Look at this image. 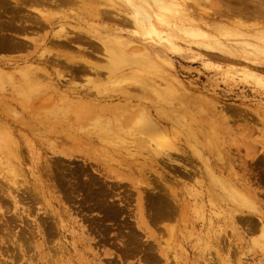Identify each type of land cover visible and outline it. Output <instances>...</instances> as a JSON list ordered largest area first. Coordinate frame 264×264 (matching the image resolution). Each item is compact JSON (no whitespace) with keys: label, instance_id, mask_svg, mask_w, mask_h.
I'll use <instances>...</instances> for the list:
<instances>
[{"label":"rangeland","instance_id":"obj_1","mask_svg":"<svg viewBox=\"0 0 264 264\" xmlns=\"http://www.w3.org/2000/svg\"><path fill=\"white\" fill-rule=\"evenodd\" d=\"M113 1L120 9L93 1L109 13L94 18L81 2L44 7L21 0L15 7L0 0V264H264V8L186 1L194 6L185 12L203 31L224 33L222 45H235L231 52L154 22L162 33L175 32L181 49L157 42ZM36 7L54 14L52 26L38 28ZM242 42L262 51L242 50ZM104 45L148 62L110 74ZM77 58L95 64L97 75L74 65L83 64ZM133 75L160 92L149 84L143 90ZM83 106L97 110L87 119ZM142 107H150L160 135H172L179 153L139 147L135 120V131L122 133L133 122L128 112ZM111 112H121V126L110 122L105 131L100 123ZM81 141H90L88 148ZM193 145L208 164L193 156ZM107 149L111 168L103 160ZM231 185L256 210L240 204Z\"/></svg>","mask_w":264,"mask_h":264},{"label":"bare ground","instance_id":"obj_2","mask_svg":"<svg viewBox=\"0 0 264 264\" xmlns=\"http://www.w3.org/2000/svg\"><path fill=\"white\" fill-rule=\"evenodd\" d=\"M14 2H15V7H21L20 5H21V0H13ZM39 1V4H40V6H44V5H42V4H44V3H49V4H54V5H58V4H62V3H77V2H81V5H82V7L84 8L83 9V11H82V7H79L81 10L80 11H82L84 14H86L87 12L89 13H87V15H89V16H93L94 18L95 17H99V16H102V15H106V16H108V11H107V13L105 14L104 13V9H103V12H102V10L99 8V5L98 4H95V3H93V1L95 2L96 0H32V2L33 3H35V4H38L37 2ZM100 1H104V0H100ZM118 1H120V3H122V5H123V7H126V8H129L130 9V12H128L127 13V17L129 18L130 17V19L131 20H128V18H127V20L128 21H131V23L134 25V27H135V29H137V30H142V35L143 34H149L150 36H152L153 38H155L156 40H157V42H162L163 40H166L167 41V43L168 44H170L172 47H178V45H176V43H175V41H174V39L175 40H177L175 37H174V34H175V32L172 34V35H170L171 33H166V32H164V33H162V32H160V30H158V28H157V26L159 27V28H161L162 26L165 28V29H169V27H172V28H174L175 30H177L178 31V33H181V34H183V35H185L186 37H190V38H197V37H202L204 40H201V41H196V43L197 44H200L201 46H203V47H205V48H207V49H213V46H212V44H219V45H221V46H224L225 47V49L228 51H231L232 52V50L234 49V47H235V45H228V46H225V45H222V39H223V37H224V33H220V35L219 36H217L218 38H216L215 37V35L214 34H210V33H208V32H205V31H203V29L201 28V25H199L198 24V21L197 20H195V19H193L192 18V16H190L189 15V13L187 14L186 12H185V10H187V9H189V10H191V7L192 6H194L193 4H195L196 6H197V4H199V1L200 0H118ZM186 1H191L193 4H190V3H186ZM205 1H208V0H205ZM204 1V2H205ZM235 1H237V2H239L240 3V5H242V6H244V5H247V4H249V5H253V6H255L256 8H264V0H235ZM29 4V3H28ZM13 5V4H12ZM70 5V4H69ZM101 5V4H100ZM36 6V5H35ZM65 6V5H64ZM104 7H107V8H116L117 10L118 9H120V8H118V6H116V4H115V2L113 1V0H106V3L103 5ZM121 6V5H120ZM119 6V7H120ZM25 7V6H24ZM45 7V6H44ZM49 7V6H48ZM92 7V8H91ZM122 7V6H121ZM245 7V6H244ZM37 9H35V8H32L33 9V11H37V13L39 14L38 15V18H36L37 19V24H38V28L39 27H41V28H43L44 26H47V27H50V26H52V24H53V22H54V14H52V13H50L51 11H48L47 9V12H45V8H44V10H42L41 9V7L40 8H38V7H36ZM43 8V7H42ZM50 8V7H49ZM78 8V6H76V8L75 9H77ZM91 8V9H90ZM226 8V7H225ZM233 8H235V7H233ZM52 9V8H51ZM50 9V10H51ZM100 9V10H99ZM226 9H228L229 10V8H226ZM123 10V9H122ZM231 10V9H230ZM258 10V9H257ZM263 10V9H262ZM99 11H101L102 13H100ZM242 11V10H241ZM264 11V10H263ZM65 12V11H64ZM106 12V11H105ZM119 12H120V10H119ZM122 12V11H121ZM249 12V11H248ZM25 13V12H24ZM125 13H126V11H125ZM204 13V16H206L208 13L207 12H203ZM202 13V14H203ZM229 13V12H228ZM259 13V12H258ZM101 14V15H100ZM123 14H124V11H123ZM236 14V13H235ZM242 14V13H241ZM111 16V15H110ZM248 16V15H247ZM208 17V16H207ZM250 17V16H249ZM109 18V17H108ZM171 18H173L174 19V21H172V19ZM238 19H241L242 20V18L238 15ZM241 20H239L240 22H241ZM254 20V19H253ZM237 21V20H236ZM235 21V22H236ZM11 21H7V25H11V23H10ZM154 22H156L157 23V26L154 24ZM258 22V21H257ZM15 23H17V22H15ZM242 23H243V21H242ZM36 24V23H35ZM234 24V23H233ZM237 24H238V21H237ZM237 24H235V25H237ZM241 24V23H240ZM240 24H239V26H240ZM132 25V26H133ZM246 25V24H245ZM12 26V25H11ZM243 26H244V24H243ZM17 27H18V25H17ZM20 27H22V29H24L25 27L24 26H21L20 25ZM206 27V26H205ZM210 27V26H209ZM241 27V26H240ZM19 28V27H18ZM162 29V28H161ZM210 30H213L214 28L213 27H210L209 28ZM44 30V29H43ZM144 30V31H143ZM170 30V29H169ZM216 30V29H215ZM139 31H137V32H139ZM229 31V30H228ZM141 32V31H140ZM169 32V31H168ZM170 32H172V31H170ZM146 36V35H145ZM176 36V35H175ZM184 36V37H185ZM240 36H241V34H240ZM56 37H58V36H56ZM31 38V37H30ZM58 38H64L63 37V35H60ZM201 39V38H200ZM214 39H217V40H219L218 42L217 41H213ZM1 40H4V39H1ZM212 40V41H211ZM31 41L33 42V39H31ZM125 41V44H127V43H129V42H127L126 40H124ZM5 42V41H4ZM3 41L1 42V44L2 43H4ZM8 42V41H7ZM177 42V41H176ZM205 42V43H204ZM258 42V41H257ZM124 42H122V44H123ZM131 43V42H130ZM193 43V42H192ZM237 43V42H236ZM240 43V42H239ZM243 44V46H245V47H242V50H243V48L245 49V48H250V49H248L249 51L250 50H252L253 49V51H251V52H258L261 48L260 47H255L256 45L255 44H253V43H251V42H242ZM255 43V42H254ZM188 44V43H187ZM195 44V43H194ZM242 45H240V47L242 46ZM80 45H78V47H79ZM82 46V45H81ZM110 46H112V45H104V48H105V51L107 52V54L105 55V56H107L108 57V60H106V61H108V64H109V66L107 65V67H108V69L110 70V74H113V75H115V73L114 72H116L117 70H115V69H117L118 68V66L120 67L121 66V68H122V65H124L123 66V68L125 67V65L127 64V65H131V64H133V63H136V61L138 62V63H142L144 60L143 59H145L146 58V56H145V54H144V56H145V58H143V59H138L139 57H141V56H136V58H135V56L133 57L132 56V53H133V51L132 50H128V51H132V52H128V51H126V50H124V49H122V48H115L114 46L113 47H110ZM77 47V46H76ZM82 47H84V45L82 46ZM82 47H81V49H82ZM238 47V46H237ZM80 48V47H79ZM142 48V47H141ZM179 48V47H178ZM178 48H176V49H178ZM260 48V49H259ZM143 49V48H142ZM179 49H181V48H179ZM224 49V50H225ZM262 49H264V47H262ZM262 49H261V51H262ZM90 50V49H89ZM225 50V51H226ZM144 50H142V52H143ZM210 51V50H209ZM234 51V50H233ZM141 52V53H142ZM145 52V51H144ZM143 52V53H144ZM235 52V51H234ZM260 52V51H259ZM94 53V52H93ZM207 53V52H206ZM213 53V52H212ZM79 54V53H78ZM95 54V53H94ZM97 54V53H96ZM209 54V53H208ZM223 54V53H222ZM234 54V53H233ZM134 55V54H133ZM210 55H212V54H210ZM41 56V55H40ZM81 56V55H80ZM47 57V56H46ZM42 58H44V59H47V58H45L44 56H42ZM68 60H69V62L71 61V62H73L74 60L76 61V58H74V60L73 59H69V58H67ZM66 59V60H67ZM77 59H79V58H77ZM79 60H81L82 61V63L83 64H80V63H74V65H76V66H79V65H81L82 66V68L83 69H88L89 71L91 70V71H93L94 73L95 72H97V71H99L98 70V67L94 64H92V63H90L89 61H87L86 59H84L83 58V60L80 58ZM140 60H142V61H140ZM74 61V62H75ZM80 61V62H81ZM68 62V61H67ZM144 62H148L147 60L146 61H144ZM143 64V63H142ZM139 67H141V66H139ZM144 67H146V66H144ZM151 67V66H150ZM120 68V69H121ZM152 68H153V66H152ZM154 69V68H153ZM95 75H97V73H95ZM154 78V77H153ZM162 78V77H161ZM131 79V78H130ZM129 79V80H130ZM141 79V77H139V76H137V75H133V80L132 81H134L136 84L138 83V85H140L142 88H143V90H144V88L146 89H148L149 87H152V86H154L153 84H149L148 82H147V84H144V82L146 81L144 78V80H140ZM155 80V79H154ZM157 80H160V79H157ZM161 81V80H160ZM164 81V80H163ZM174 81V80H173ZM162 82V81H161ZM146 83V82H145ZM157 83H158V81H157ZM163 83V82H162ZM150 86H149V85ZM166 84H168V83H166ZM165 84V85H166ZM137 85V86H138ZM164 85V84H163ZM147 86H149V87H147ZM159 86H161V85H159ZM169 86H170V88L172 87L171 85H168V89H169ZM155 87V89H156V93L155 94H157V93H159L160 91L156 88L157 86H154ZM141 88V89H142ZM160 89V88H159ZM167 90V89H166ZM146 91V90H145ZM169 91V90H168ZM167 91V92H168ZM176 94V93H175ZM167 95V94H166ZM176 96V95H174L173 94V91H172V94L170 93V96ZM179 96V95H178ZM157 97H158V95H157ZM165 97V96H164ZM168 97V96H167ZM172 98V97H171ZM179 98V97H178ZM169 99V98H168ZM172 99H174L175 100V98H172ZM91 100V99H90ZM157 101H159V100H157ZM178 102L180 101V98H179V100H177ZM173 101H170V100H165L164 101V103L166 104H169L170 105V103H172ZM180 102H182V101H180ZM159 103V102H158ZM176 103V102H175ZM166 104V105H167ZM135 105V104H134ZM172 105V104H171ZM175 105V104H174ZM185 105V104H184ZM102 106V105H101ZM179 106V105H178ZM141 107V106H140ZM186 107V106H185ZM201 107V106H200ZM150 108V107H149ZM149 108H148V110H149ZM184 108V107H183ZM201 109V108H200ZM97 109L94 107V106H92V107H89V108H86L85 106H83V108L81 109V112H80V115H82L84 118L86 117H88L89 116V114L90 113H92V112H94V111H96ZM133 110V109H132ZM148 110H146L145 108H140L139 109V111L135 114V113H133L132 111L131 112H128V115H127V117H126V119L128 120V119H130V117H131V119H132V117H133V122H132V124L130 125V122L127 124V125H129L130 126V128H129V126H125V127H128V130H126V128L124 129L125 131L124 132H122V133H125L126 131H128V133H129V131H132V130H130L131 128H135V127H133L134 125H140L139 127H136V128H138V130L140 129V134L138 133V134H135V135H138L137 137H135L134 139L137 141V143H138V145H139V147H144V145L145 144H150V143H152L156 148H154L153 149V153H154V155L155 154H161V153H163V152H166V155L167 156H170V154H171V152H172V154H175V153H173V152H176V151H178V148H175V143H172L173 142V140H174V137L171 135V136H169L168 134H165V135H163V136H161L160 135V133L162 132V131H164V128L160 125V123L159 122H154V121H152L151 120V116H150V113H149V111ZM162 110V109H161ZM160 110V111H161ZM164 110V109H163ZM186 110V109H185ZM202 110V109H201ZM188 111V110H187ZM165 112V111H164ZM176 112V111H175ZM178 112V111H177ZM200 112V111H199ZM112 114H114V113H116V112H111ZM137 114H138V116H137ZM159 114H160V112H159ZM162 114V113H161ZM167 114V113H166ZM180 114V113H179ZM120 115H121V112H120ZM119 115V116H120ZM132 115V116H131ZM176 115H177V113H176ZM176 115H173L174 117H172L171 116V120L172 119H175L174 121H178V119L179 118H181V117H179L178 118V116L176 117ZM114 117H112V118H105V119H103V121H105V122H101L100 124H101V126L103 127V128H105L104 130L106 131V129L108 130V128L110 127V122H111V126H113V125H115L117 128H118V126H121V117H119V116H117L116 114H114L113 115ZM123 116V115H122ZM136 119H135V118ZM162 117H168V115L166 116V115H164L163 114V116ZM170 117V116H169ZM82 118V117H81ZM95 118V117H94ZM99 118V117H98ZM177 118V119H176ZM211 118V117H210ZM209 118V119H210ZM87 119H89V118H87ZM86 120V119H85ZM85 120L83 121V122H85ZM96 120V119H95ZM111 120V121H110ZM127 120H126V122H127ZM134 120H135V123H134ZM169 120V119H168ZM97 122H98V120H96ZM102 121V120H101ZM173 121V120H172ZM171 121V122H172ZM176 121V122H177ZM211 121H213V120H211ZM87 122V121H86ZM91 122H93V121H91ZM97 122L95 123V124H97ZM99 122H100V120H99ZM125 122V123H126ZM176 122L174 123L176 126H177V124H176ZM113 123V124H112ZM133 123H134V125H133ZM138 123V124H137ZM84 124V123H83ZM87 124H89V123H87ZM122 124L124 125V120H123V122H122ZM133 125V126H132ZM83 126V125H82ZM97 126V125H96ZM95 126V127H96ZM100 126V127H101ZM115 126H113V127H115ZM173 126V125H172ZM97 127H99V126H97ZM101 127V128H102ZM101 128H100V130H101ZM135 128V129H136ZM119 129H122V128H119ZM122 129V130H123ZM93 130V129H92ZM96 130H98V128L96 129ZM103 130V132H105ZM121 130V131H122ZM138 130H136V131H138ZM81 131V130H80ZM135 130H133L132 132H134ZM83 132H85V130H83ZM102 131L100 132V133H103ZM120 132V131H119ZM131 132V133H132ZM89 131L87 132V133H84V135L85 136H89ZM99 133V134H100ZM106 133H108V132H106ZM137 133V132H136ZM167 133V132H166ZM92 134V133H91ZM98 134V133H97ZM104 134V133H103ZM134 134V133H133ZM158 134H159V136H158ZM188 135V134H187ZM82 136V135H81ZM103 136V135H102ZM134 136V135H133ZM206 136V135H205ZM109 137V136H108ZM114 138H115V136H113ZM189 137V136H188ZM91 137H88V139H90ZM151 139H153L152 141H151ZM102 140V139H101ZM94 141V140H93ZM195 141H197V140H195ZM13 142V141H12ZM16 142V141H15ZM80 142V141H79ZM90 142V141H89ZM89 142H87V143H85L84 141L82 142L81 141V145H83L84 143H85V145H86V147L88 146L87 144L89 143ZM122 142H124V140L122 141ZM162 142H164V144H162V145H160ZM125 143V142H124ZM17 143H15L14 144V146L16 145ZM197 144V143H196ZM78 145H79V143H78ZM90 145V144H89ZM91 145H93V143L91 144ZM90 145V146H91ZM12 146V145H11ZM10 146V147H11ZM14 146H12V147H14ZM17 146V145H16ZM192 147H195V148H192ZM191 147V149H192V151H193V156L195 157H198L197 159H199V157H201L200 159H202L201 161L203 162V160H204V163H207L208 164V160H206L205 158H202L203 156H202V153L198 150V148L196 147V146H192ZM201 147V146H200ZM80 148H83V147H79V149ZM88 148V147H87ZM92 148V147H91ZM103 148V147H102ZM197 148V149H196ZM11 149V148H10ZM14 149V148H13ZM13 149H11V150H13ZM18 149V147L16 148V149H14V151H15V153H16V150ZM203 149V148H202ZM14 151H13V154H14ZM83 152H82V154H84V156H85V160L86 161H89V162H91V163H93V159L91 158V156H90V154L88 153V152H85V150H82ZM105 152H104V154H103V156H104V159L103 158H101V159H103L104 160V162H105V164L106 165H108L110 168H111V162L113 163V161H111L112 159H113V157H111V153L109 154V150L107 149V150H104ZM113 151V150H112ZM115 151V150H114ZM113 151V152H114ZM220 151V150H219ZM18 153V152H17ZM93 153V152H92ZM177 153H179V151L177 152ZM165 154V153H164ZM16 155V154H15ZM113 155V154H112ZM157 155V156H158ZM218 155H221V154H218ZM102 156V155H101ZM186 156V155H185ZM96 157V156H95ZM184 157V156H183ZM219 157H221V156H219ZM218 157V159H220L221 161L220 162H222L223 160V158H219ZM169 159V158H168ZM216 159V158H215ZM114 160V159H113ZM219 161V160H218ZM217 161V162H218ZM118 162V161H117ZM119 163V162H118ZM122 163V162H121ZM222 163H224V161L222 162ZM227 163V162H226ZM217 164H219V163H217ZM221 164V163H220ZM225 164V163H224ZM117 166H119V165H117ZM130 166V165H129ZM221 166H224V167H226V164L225 165H223V164H221ZM99 167V166H98ZM94 168V167H93ZM100 169V168H99ZM223 169H225V168H223ZM209 172V171H208ZM214 180H215V177H214ZM200 181V180H199ZM240 182V181H239ZM224 183H225V181H224ZM226 185H228V183H225V186ZM232 186V185H231ZM231 186H229V188L231 187ZM227 188H228V186H226ZM231 189V188H230ZM230 191V190H229ZM232 192H234L233 194L234 195H238L239 197H240V199H241V203L240 204H243V202L247 205V204H249V205H251V207L253 206V208H254V204H252L251 202H250V200H248L247 198H246V196L245 195H243V193L241 194V193H239V192H237V190H235L234 189V187L232 186ZM245 192V191H244ZM171 193H172V191H171ZM236 193V194H235ZM246 193V192H245ZM156 194V193H155ZM173 194H175V193H173ZM172 194V197L174 196ZM247 194V193H246ZM171 196V195H170ZM169 196V197H170ZM236 198H237V196H235ZM255 197H256V195H255ZM174 198V197H173ZM249 198V197H248ZM171 200H173V199H171ZM239 201V200H238ZM172 202H175V201H172ZM160 204V203H159ZM244 205V204H243ZM158 206V205H157ZM182 206H183V204H182ZM160 207V206H159ZM164 207V206H163ZM247 207H248V205H247ZM172 208V207H171ZM175 208V207H174ZM256 208L257 207H255L254 209L256 210ZM167 209V208H166ZM173 209V208H172ZM179 212V211H178ZM187 212V211H186ZM184 213V212H183ZM260 217V216H259ZM168 234V233H167ZM158 238H160V237H158Z\"/></svg>","mask_w":264,"mask_h":264}]
</instances>
